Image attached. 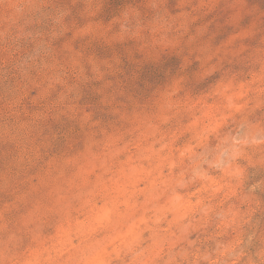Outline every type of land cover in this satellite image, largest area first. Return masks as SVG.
<instances>
[{
	"label": "rangeland",
	"instance_id": "374dc122",
	"mask_svg": "<svg viewBox=\"0 0 264 264\" xmlns=\"http://www.w3.org/2000/svg\"><path fill=\"white\" fill-rule=\"evenodd\" d=\"M0 264H264V0H0Z\"/></svg>",
	"mask_w": 264,
	"mask_h": 264
}]
</instances>
